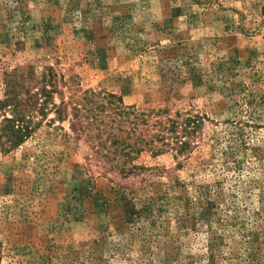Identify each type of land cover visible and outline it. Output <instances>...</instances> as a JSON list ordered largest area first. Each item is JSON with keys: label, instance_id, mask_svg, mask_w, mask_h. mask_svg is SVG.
<instances>
[{"label": "rangeland", "instance_id": "obj_1", "mask_svg": "<svg viewBox=\"0 0 264 264\" xmlns=\"http://www.w3.org/2000/svg\"><path fill=\"white\" fill-rule=\"evenodd\" d=\"M30 66L199 128L128 176L70 106L0 150V264H264V0H0V99Z\"/></svg>", "mask_w": 264, "mask_h": 264}, {"label": "trees", "instance_id": "obj_2", "mask_svg": "<svg viewBox=\"0 0 264 264\" xmlns=\"http://www.w3.org/2000/svg\"><path fill=\"white\" fill-rule=\"evenodd\" d=\"M19 77V81H7L4 98L0 99V150L4 153L22 146L46 120L50 124L62 122L67 106L71 107L72 121L79 127L86 125L97 132L96 137L103 136V162L125 176L143 169L135 161L145 151L159 155L171 149L177 156L187 154L199 128L196 117L182 119L177 114L174 118H159L155 121L159 129L148 135L139 128L149 124L154 118L152 114L163 116L168 114L167 110L148 113L125 105L114 93L94 90H86L80 96L73 94L69 102L62 99L58 105L59 85L65 88L69 83L64 76L59 78L54 68L38 70L30 66L27 74ZM51 114L55 116L49 118ZM126 125L129 128L124 129ZM135 211L133 204H126L125 215L129 220L134 218Z\"/></svg>", "mask_w": 264, "mask_h": 264}]
</instances>
